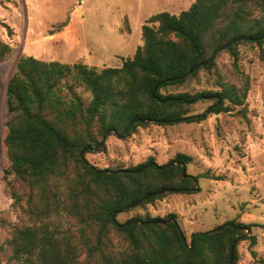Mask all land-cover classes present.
Here are the masks:
<instances>
[{"label": "trees", "instance_id": "1", "mask_svg": "<svg viewBox=\"0 0 264 264\" xmlns=\"http://www.w3.org/2000/svg\"><path fill=\"white\" fill-rule=\"evenodd\" d=\"M142 38L121 67L19 59L7 85L4 141L8 193L21 212L7 240L15 264H239L240 244L257 246L261 225L237 218L190 240L173 214L118 220L170 195L197 194L202 178L222 180L190 174V156L167 164L150 157L127 169H100L86 156L106 153L111 137L125 141L152 125L201 123L242 106L246 94L224 83L218 91L172 89L211 72L221 54L237 68L242 46L257 47L264 60V0H194L180 15L152 16ZM11 52L0 40V62Z\"/></svg>", "mask_w": 264, "mask_h": 264}, {"label": "rangeland", "instance_id": "2", "mask_svg": "<svg viewBox=\"0 0 264 264\" xmlns=\"http://www.w3.org/2000/svg\"><path fill=\"white\" fill-rule=\"evenodd\" d=\"M194 0H0V40L12 52L0 62V264H15L7 246L12 226L20 222V209L8 193L9 160L5 148L9 120L7 85L19 59L33 56L43 61L90 67H121L143 46L142 28L159 13L180 15ZM234 86L242 106L205 121L170 127L152 125L122 141L107 140L106 153L88 154L100 169L131 168L154 157L167 164L178 154L192 158L188 172L209 174L222 180L200 179L201 192L170 195L154 206L121 213L120 222L146 214L176 215L188 239L233 219L259 224L253 233L257 246H239V264H264V60L255 46L240 47L236 68L228 54L217 67L173 93L218 91L220 84ZM88 100L89 96L84 95ZM209 103L195 107L207 110Z\"/></svg>", "mask_w": 264, "mask_h": 264}]
</instances>
